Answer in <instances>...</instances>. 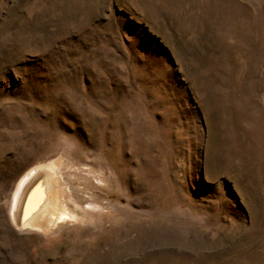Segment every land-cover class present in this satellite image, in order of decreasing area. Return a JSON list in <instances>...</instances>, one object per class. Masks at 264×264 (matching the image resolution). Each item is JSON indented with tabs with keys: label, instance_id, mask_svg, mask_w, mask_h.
Wrapping results in <instances>:
<instances>
[{
	"label": "rangeland",
	"instance_id": "1",
	"mask_svg": "<svg viewBox=\"0 0 264 264\" xmlns=\"http://www.w3.org/2000/svg\"><path fill=\"white\" fill-rule=\"evenodd\" d=\"M0 264H264V0H0Z\"/></svg>",
	"mask_w": 264,
	"mask_h": 264
},
{
	"label": "bare ground",
	"instance_id": "2",
	"mask_svg": "<svg viewBox=\"0 0 264 264\" xmlns=\"http://www.w3.org/2000/svg\"><path fill=\"white\" fill-rule=\"evenodd\" d=\"M52 182V167L48 165L31 168L20 177L10 209V217L17 225L42 227L43 220L50 223L52 218H73L67 212L54 213L58 208L55 209L57 197L52 193Z\"/></svg>",
	"mask_w": 264,
	"mask_h": 264
}]
</instances>
